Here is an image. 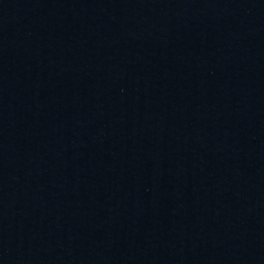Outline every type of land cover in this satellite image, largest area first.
Masks as SVG:
<instances>
[{
  "label": "water",
  "instance_id": "95a60500",
  "mask_svg": "<svg viewBox=\"0 0 264 264\" xmlns=\"http://www.w3.org/2000/svg\"><path fill=\"white\" fill-rule=\"evenodd\" d=\"M0 264H264V0H0Z\"/></svg>",
  "mask_w": 264,
  "mask_h": 264
}]
</instances>
